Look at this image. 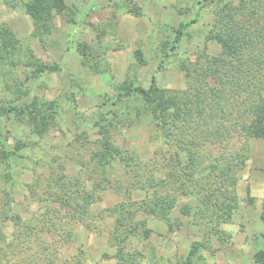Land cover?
Wrapping results in <instances>:
<instances>
[{"label":"rangeland","instance_id":"374dc122","mask_svg":"<svg viewBox=\"0 0 264 264\" xmlns=\"http://www.w3.org/2000/svg\"><path fill=\"white\" fill-rule=\"evenodd\" d=\"M28 1L0 0V264H50L39 243L48 237L44 229L57 239L53 264H115L118 247L108 237L116 207L151 203L152 175L166 181L154 194L176 200L168 219L149 208L138 212L141 224L124 250L139 253V264H176L194 244L198 264H260L254 254L264 252V136L247 140L237 204L215 232L182 208L188 198L164 167L173 164L174 149L143 98L118 96L129 84L147 87L153 75L166 98L186 88L204 56L220 51L208 31L231 0H62L65 7L49 11L51 26L43 30ZM34 60L58 68L39 70ZM106 141L119 158L99 157ZM137 168L142 176L134 178ZM70 184V201L79 200L82 185L93 191L85 212L43 203L45 191ZM32 227L40 236L30 243L24 235Z\"/></svg>","mask_w":264,"mask_h":264},{"label":"trees","instance_id":"16d2710c","mask_svg":"<svg viewBox=\"0 0 264 264\" xmlns=\"http://www.w3.org/2000/svg\"><path fill=\"white\" fill-rule=\"evenodd\" d=\"M25 6L41 30L51 26V9L62 11L65 7L62 0H29ZM181 32L179 28L176 40ZM208 36L219 43L220 51L216 55L204 56L186 88L166 98L153 75L147 87L129 84L118 96L135 93L143 98L165 141L174 149L170 155L173 164H164V167L168 168L167 175L170 172L176 175L174 180L179 182L176 189L179 187L178 191L188 198L182 208L196 215L192 216L194 218H203L200 223L217 232L220 223L230 219L237 204L235 184L238 171L245 166L246 142L250 138L264 136V0L223 3L216 10ZM5 37L9 39L8 32L2 36L3 39ZM33 63L39 70L46 68L53 71L58 68L57 65L50 68L36 60ZM109 144L106 141L99 157L108 158V161L119 158L117 149ZM2 146V154L10 162L11 152L6 143L2 142ZM208 147L213 149L208 150ZM180 152L185 157L184 161ZM174 167L178 169H169ZM135 170L133 177H141L142 169ZM152 176L146 182L151 187L150 195L157 190L155 184L166 182H155ZM68 189L71 190V184L68 188L48 189L43 203H55L57 209L62 207L66 211L70 207L80 214V211L85 212L86 205L94 202V193L86 186L82 185V190L77 193L79 200L76 201L66 198ZM75 190L78 189L75 187ZM70 192L73 193V190ZM152 195L149 200L152 202L145 207H116L118 215L108 237L109 242L118 247L114 253L115 264H139V253L124 250L125 241L141 224L139 211L149 208L145 212L166 216L173 208L175 195L169 199L166 194ZM191 200L195 201L193 211L188 205ZM140 203L145 204V201ZM32 228V232L25 233L24 241L31 243L38 240V229ZM50 230H43L48 239L41 238L39 243L42 242L46 258L53 264L57 239L52 240L48 233ZM35 244L38 245L37 242ZM197 246L194 244L184 261L176 264H198L201 257L195 252ZM254 258L264 264L262 250L257 251Z\"/></svg>","mask_w":264,"mask_h":264}]
</instances>
